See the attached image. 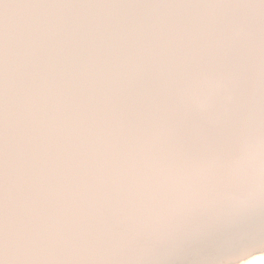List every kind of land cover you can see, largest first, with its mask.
Returning <instances> with one entry per match:
<instances>
[{"label": "water", "instance_id": "water-1", "mask_svg": "<svg viewBox=\"0 0 264 264\" xmlns=\"http://www.w3.org/2000/svg\"><path fill=\"white\" fill-rule=\"evenodd\" d=\"M181 146L226 163L173 171ZM244 230L264 0H0V264H218Z\"/></svg>", "mask_w": 264, "mask_h": 264}, {"label": "snow or ice", "instance_id": "snow-or-ice-1", "mask_svg": "<svg viewBox=\"0 0 264 264\" xmlns=\"http://www.w3.org/2000/svg\"><path fill=\"white\" fill-rule=\"evenodd\" d=\"M250 156V152L248 151L247 142L244 141L242 145L238 149V154L236 157L231 158V161L228 162L233 165H240L243 161ZM211 159L215 161L217 164L223 166L225 165V161L221 159L215 153H208L206 155L194 153L192 151L186 150L183 146L178 150V154L176 156V160L179 162L178 165L174 163L173 171L181 172L184 170H193L200 169L204 167L208 160ZM209 238L208 232H201L191 235L186 238L183 242L188 245H196L205 242ZM261 247H264V234H261L258 238L255 237L252 233L247 230H244L240 234V238L238 241L233 242L229 246V252L222 259L219 260L218 264H232L235 253L248 245L251 242L257 241Z\"/></svg>", "mask_w": 264, "mask_h": 264}, {"label": "bare ground", "instance_id": "bare-ground-1", "mask_svg": "<svg viewBox=\"0 0 264 264\" xmlns=\"http://www.w3.org/2000/svg\"><path fill=\"white\" fill-rule=\"evenodd\" d=\"M232 264H264V249L258 253L248 255L242 260H233Z\"/></svg>", "mask_w": 264, "mask_h": 264}]
</instances>
